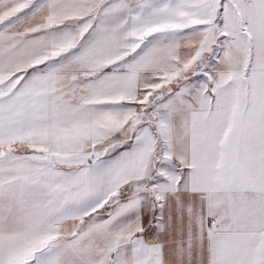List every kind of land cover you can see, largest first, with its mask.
I'll use <instances>...</instances> for the list:
<instances>
[{"label":"snow or ice","instance_id":"6c2138e0","mask_svg":"<svg viewBox=\"0 0 264 264\" xmlns=\"http://www.w3.org/2000/svg\"><path fill=\"white\" fill-rule=\"evenodd\" d=\"M0 264H264V0H0Z\"/></svg>","mask_w":264,"mask_h":264}]
</instances>
